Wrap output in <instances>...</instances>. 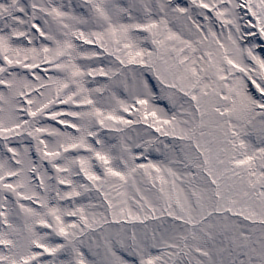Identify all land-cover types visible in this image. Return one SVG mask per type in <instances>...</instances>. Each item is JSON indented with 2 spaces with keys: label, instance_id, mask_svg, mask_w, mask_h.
Returning <instances> with one entry per match:
<instances>
[{
  "label": "snow or ice",
  "instance_id": "snow-or-ice-1",
  "mask_svg": "<svg viewBox=\"0 0 264 264\" xmlns=\"http://www.w3.org/2000/svg\"><path fill=\"white\" fill-rule=\"evenodd\" d=\"M0 264H264V0H0Z\"/></svg>",
  "mask_w": 264,
  "mask_h": 264
}]
</instances>
